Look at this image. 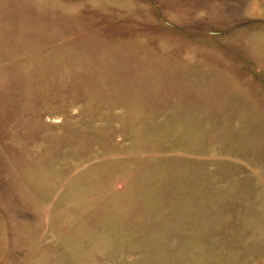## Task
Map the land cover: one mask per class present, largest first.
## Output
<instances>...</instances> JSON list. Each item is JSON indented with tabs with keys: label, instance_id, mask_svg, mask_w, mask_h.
<instances>
[{
	"label": "rangeland",
	"instance_id": "rangeland-1",
	"mask_svg": "<svg viewBox=\"0 0 264 264\" xmlns=\"http://www.w3.org/2000/svg\"><path fill=\"white\" fill-rule=\"evenodd\" d=\"M0 264H264V0H0Z\"/></svg>",
	"mask_w": 264,
	"mask_h": 264
}]
</instances>
